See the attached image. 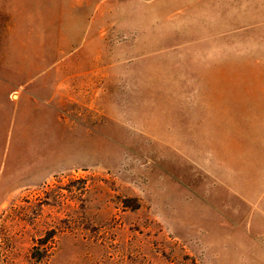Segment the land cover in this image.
<instances>
[{"label":"rangeland","instance_id":"1","mask_svg":"<svg viewBox=\"0 0 264 264\" xmlns=\"http://www.w3.org/2000/svg\"><path fill=\"white\" fill-rule=\"evenodd\" d=\"M0 264H264V0H0Z\"/></svg>","mask_w":264,"mask_h":264},{"label":"trees","instance_id":"2","mask_svg":"<svg viewBox=\"0 0 264 264\" xmlns=\"http://www.w3.org/2000/svg\"><path fill=\"white\" fill-rule=\"evenodd\" d=\"M38 258V257H37Z\"/></svg>","mask_w":264,"mask_h":264}]
</instances>
